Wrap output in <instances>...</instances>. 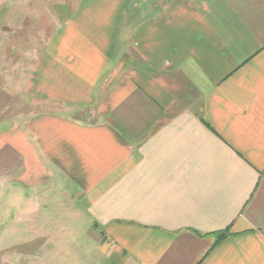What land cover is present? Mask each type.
I'll return each instance as SVG.
<instances>
[{"label": "crops", "instance_id": "obj_1", "mask_svg": "<svg viewBox=\"0 0 264 264\" xmlns=\"http://www.w3.org/2000/svg\"><path fill=\"white\" fill-rule=\"evenodd\" d=\"M35 1L0 0V263L264 264V0H55L23 66Z\"/></svg>", "mask_w": 264, "mask_h": 264}, {"label": "rangeland", "instance_id": "obj_2", "mask_svg": "<svg viewBox=\"0 0 264 264\" xmlns=\"http://www.w3.org/2000/svg\"><path fill=\"white\" fill-rule=\"evenodd\" d=\"M38 1L39 0L35 1V5L39 4ZM40 4L43 6L41 8V12L44 11L42 12V15L27 13L25 15L27 18L25 20L24 28L19 29L17 33L14 31L19 38L18 41H22V44L16 46V49L19 50L18 54L24 53L25 60L23 66H27L29 64V57H33L36 52H39V50L44 48L43 42H45L48 36V28L51 27L48 12L45 11L47 7L45 6L50 7L54 5L55 0H40ZM40 4L38 6H40ZM30 5H32V3ZM35 17L40 20H35ZM10 57L11 58L3 64L5 71L15 70L12 65L15 64L17 57H20V55L14 54L10 55ZM10 83L11 82H6V89L3 85V89H0V123L5 122V120L9 121L12 116L27 114L31 110L30 107H28L27 101L23 99V95L21 93H17L15 91L17 89H15ZM2 190L3 189L0 188V200L3 199Z\"/></svg>", "mask_w": 264, "mask_h": 264}, {"label": "trees", "instance_id": "obj_3", "mask_svg": "<svg viewBox=\"0 0 264 264\" xmlns=\"http://www.w3.org/2000/svg\"><path fill=\"white\" fill-rule=\"evenodd\" d=\"M228 231H223L221 233L217 234V240L219 241L220 239L224 238L227 235Z\"/></svg>", "mask_w": 264, "mask_h": 264}]
</instances>
